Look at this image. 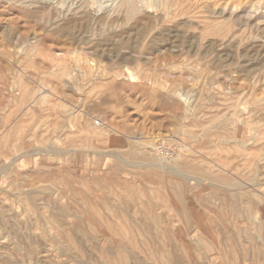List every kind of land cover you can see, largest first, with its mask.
<instances>
[{
    "label": "rangeland",
    "instance_id": "obj_1",
    "mask_svg": "<svg viewBox=\"0 0 264 264\" xmlns=\"http://www.w3.org/2000/svg\"><path fill=\"white\" fill-rule=\"evenodd\" d=\"M6 1L0 264H264V1Z\"/></svg>",
    "mask_w": 264,
    "mask_h": 264
},
{
    "label": "bare ground",
    "instance_id": "obj_2",
    "mask_svg": "<svg viewBox=\"0 0 264 264\" xmlns=\"http://www.w3.org/2000/svg\"><path fill=\"white\" fill-rule=\"evenodd\" d=\"M8 1V0H7ZM6 1V2H7ZM20 1V0H19ZM186 0H122L121 1V3H120V6H122L123 8H124V11H125V16L127 17V18H129L131 15H133L137 10H138V6H137V4H138V2H140L141 4H142V6L144 7L145 6V8H150V9H158L161 13L160 14H162V17H163V19L164 20H166V21H170V20H173L174 18H177V17H181V16H185L184 14L186 13H190L191 14V16H194V17H196L197 15L199 16V14L200 13H202L201 12V9L202 8H204L202 5H189L188 6V4H184V2H185ZM192 1V0H191ZM191 1H190V3H191ZM196 1V3H197V0H195ZM199 1V0H198ZM209 0H207L206 2H208ZM244 1V0H243ZM247 1H249V0H247ZM260 1V0H259ZM262 1H264V0H262ZM11 2V1H10ZM21 2H23V1H21ZM21 2H19V3H21ZM205 2V4H207ZM235 2V4H236V8H237V5L240 3L241 5H242V3H241V1L237 4L236 3V1H234ZM234 2H233V4H234ZM246 2V1H245ZM250 2V1H249ZM16 3H17V1H16ZM193 3H194V1H193ZM196 3H194V4H196ZM199 3H200V1H199ZM210 3V2H209ZM214 3H215V1H214ZM232 3V2H231ZM251 3H252V1H251ZM261 3H263V2H261ZM0 4H1V2H0ZM18 4V3H17ZM198 4V3H197ZM216 4H218V3H216ZM239 4V5H240ZM252 4H254L255 5V2L254 3H252ZM258 4V3H257ZM256 4V5H257ZM8 5V4H7ZM210 5V4H209ZM211 5H212V2H211ZM232 5V4H231ZM239 5H238V7H239ZM245 5V4H244ZM27 6V5H26ZM202 6V7H201ZM205 6V5H204ZM214 6V5H213ZM258 6H260V7H263L261 4L260 5H258ZM206 7V6H205ZM209 7V6H208ZM234 7V6H233ZM40 8V7H39ZM47 8V7H46ZM212 8V7H211ZM38 9V8H37ZM37 9H34V10H37ZM44 9V8H43ZM238 9V8H237ZM30 10V9H29ZM32 10V9H31ZM207 10V9H206ZM222 10V9H221ZM39 11V10H38ZM45 11H47V10H45ZM52 11V10H51ZM204 11H205V9H204ZM212 11H213V9H212ZM217 11H219L218 9H217ZM26 12V11H25ZM31 12V11H30ZM35 12V11H34ZM42 12H44V11H42L41 10V13ZM221 12V11H220ZM28 13V12H27ZM37 13V12H36ZM79 13V12H78ZM211 12L209 11V14H210ZM215 13H216V11H215ZM30 14V13H29ZM49 14H50V10H49ZM206 14V13H205ZM219 15H218V17L220 16V14L221 13H218ZM224 14H225V12H224ZM224 14H223V16H224ZM232 14V13H231ZM202 15V14H201ZM201 15H200V17H201ZM26 16H28L27 14H26ZM85 16V15H84ZM197 16V17H198ZM205 16V15H204ZM214 16V15H213ZM216 16V15H215ZM33 17H35V19H36V16H33ZM135 17V16H134ZM202 17H203V15H202ZM217 17V18H218ZM221 17V16H220ZM232 17V16H231ZM233 17H236V15L235 16H233ZM232 17V18H233ZM248 17V16H247ZM29 18V17H28ZM59 18V17H58ZM103 18V17H102ZM188 18H190V16H188ZM193 18V17H192ZM216 18V17H215ZM222 18V17H221ZM257 18V20H258V17H256ZM260 18V17H259ZM34 19V18H33ZM178 19V18H177ZM200 19V18H199ZM241 19V18H240ZM249 19H251V18H249ZM248 19V20H249ZM254 19H255V17H254ZM261 19V18H260ZM30 20H32V19H30ZM125 20V19H124ZM204 20V19H203ZM202 20V21H203ZM230 20H232V19H230ZM236 20V19H235ZM256 20V19H255ZM34 21V20H33ZM190 21H192L193 22V20L191 19ZM264 21V20H263ZM53 22V21H52ZM178 22V21H177ZM197 22V21H196ZM240 22V21H239ZM247 22V21H246ZM248 22H250V21H248ZM253 22V21H252ZM37 23V22H36ZM184 23V22H183ZM251 23V22H250ZM258 23V22H257ZM44 24V23H43ZM156 24V23H155ZM228 24V23H227ZM226 24V25H227ZM237 24V23H236ZM248 25H249V23H247ZM246 24V25H247ZM262 24H263V22H262ZM225 25V23L224 24H222L221 23V28L223 27H225L226 26ZM229 25V24H228ZM212 26H214L213 24H212ZM211 26V27H212ZM216 26V25H215ZM261 26V25H260ZM264 26V25H263ZM248 27V26H247ZM202 28V27H201ZM210 28V27H209ZM213 28V27H212ZM218 28V27H217ZM221 28H218V31H220L221 30ZM227 28H228V26H227ZM255 28V27H254ZM220 29V30H219ZM252 29V28H251ZM205 30H206V28H205ZM210 30V29H209ZM215 30V29H214ZM263 30V29H262ZM201 31V30H200ZM211 31V30H210ZM215 31H217V30H215ZM222 31H223V29H222ZM203 32V31H202ZM214 32V31H213ZM209 33V32H208ZM216 33V32H215ZM173 34V33H172ZM203 34V33H202ZM204 34H207V33H205V31H204ZM212 35H213V33H211ZM217 34H218V32H217ZM176 35V34H175ZM210 35V34H209ZM216 35V34H215ZM174 36V35H173ZM218 36V35H217ZM207 37V36H206ZM252 37H255V36H252ZM177 38V37H176ZM225 38V37H224ZM256 38V37H255ZM258 39H259V37H258ZM263 42V41H262ZM264 43V42H263ZM42 52V51H41ZM39 53V54H42V53ZM172 52V51H171ZM30 53V52H29ZM43 55V54H42ZM40 56V57H43V56ZM27 56V55H26ZM29 56V55H28ZM36 57V56H35ZM32 60V59H31ZM264 75V74H263ZM178 163V162H177ZM152 164V163H151ZM179 165V164H178ZM181 165V164H180ZM167 168V167H166ZM164 169V168H163ZM169 169V168H168ZM167 170V169H166ZM168 171V170H167ZM224 171V170H223ZM164 172V171H163ZM219 172V171H218ZM178 173V172H177ZM219 177V176H218ZM184 178V177H183ZM172 181V180H171ZM174 181V180H173ZM173 183V182H172ZM178 189V188H177ZM170 190H173V189H170ZM161 192V191H160ZM170 192H172V191H170ZM177 192H178V190H177ZM178 193H176L175 195H173V196H175L176 197V195H177ZM169 196H170V194H169ZM175 197H173V198H175ZM177 197H179V196H177ZM169 198H171V196L169 197ZM173 198H171V199H173ZM177 200V202L179 201L178 199H176ZM172 202V201H171ZM173 203H175L174 201H173ZM163 208V207H162ZM249 212V211H248ZM178 213V212H177ZM249 216V215H248ZM252 217V216H251ZM248 218H250V217H248ZM246 219V218H245ZM102 223V222H101ZM126 226V225H125ZM112 228V227H111ZM112 230V229H111ZM128 230V229H127ZM123 241V240H122ZM251 241V240H250ZM141 242V241H140ZM141 243H143V242H141ZM130 244V243H129ZM140 246V245H139ZM242 247V246H241ZM143 251V250H142ZM167 252V251H166ZM157 253H159V252H157ZM156 253V254H157ZM165 253V252H164ZM194 253V252H193ZM151 254H154V253H151ZM161 254V253H160ZM165 254H167V253H165ZM156 256V255H155ZM157 256H158V254H157ZM163 258H164V261L165 262H162V264L164 263V264H169L170 263V260H169V258L171 257H164V255L162 254L161 255ZM167 256V255H166ZM122 257V256H121ZM152 258H153V255L151 256ZM160 259H162L160 256H158ZM158 259V258H157ZM157 259H154V260H156L157 261ZM159 259V260H160ZM174 259V258H173ZM161 261V260H160ZM175 261V260H174ZM176 261H178V260H176ZM180 262H182V260L180 261ZM157 264H159L158 263V261L156 262ZM172 263H173V261H172ZM176 263V262H175ZM182 264V263H181Z\"/></svg>",
    "mask_w": 264,
    "mask_h": 264
},
{
    "label": "built area",
    "instance_id": "obj_3",
    "mask_svg": "<svg viewBox=\"0 0 264 264\" xmlns=\"http://www.w3.org/2000/svg\"><path fill=\"white\" fill-rule=\"evenodd\" d=\"M156 152L163 159H171L175 155L173 148L162 144L156 146Z\"/></svg>",
    "mask_w": 264,
    "mask_h": 264
}]
</instances>
